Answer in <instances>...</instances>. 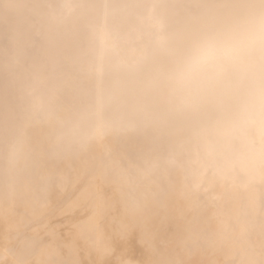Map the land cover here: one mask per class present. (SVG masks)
I'll list each match as a JSON object with an SVG mask.
<instances>
[{"label":"bare ground","instance_id":"bare-ground-1","mask_svg":"<svg viewBox=\"0 0 264 264\" xmlns=\"http://www.w3.org/2000/svg\"><path fill=\"white\" fill-rule=\"evenodd\" d=\"M261 22L264 0H0V264H264Z\"/></svg>","mask_w":264,"mask_h":264},{"label":"clouds","instance_id":"clouds-1","mask_svg":"<svg viewBox=\"0 0 264 264\" xmlns=\"http://www.w3.org/2000/svg\"><path fill=\"white\" fill-rule=\"evenodd\" d=\"M257 38L259 39L262 46H264V22H261L253 27ZM209 54V48L199 49L194 51L190 57V64L195 66L199 62L203 61Z\"/></svg>","mask_w":264,"mask_h":264}]
</instances>
